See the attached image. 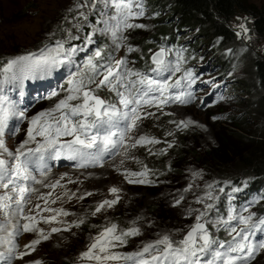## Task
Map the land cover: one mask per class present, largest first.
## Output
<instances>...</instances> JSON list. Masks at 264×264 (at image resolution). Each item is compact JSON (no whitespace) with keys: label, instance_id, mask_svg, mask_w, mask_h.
I'll return each mask as SVG.
<instances>
[{"label":"snow or ice","instance_id":"1","mask_svg":"<svg viewBox=\"0 0 264 264\" xmlns=\"http://www.w3.org/2000/svg\"><path fill=\"white\" fill-rule=\"evenodd\" d=\"M100 2L92 0L91 7L94 9ZM85 6V3L77 0L69 11ZM102 7L109 11L103 12L97 19L99 26L86 37V43H94L92 35L99 33L109 37L112 51H106L107 46L96 48L82 66L69 71L68 87L63 89L66 95L52 108L28 119L25 139L14 149L8 147L5 137L19 131V123L26 119L25 110L20 109L7 95H0V233H6L0 235V245L8 244L6 252L0 251V262L11 264L13 259H23L35 251V246L42 240H48L52 233L68 231L71 227H80L85 223L84 218H80L68 227H52L47 234L44 229L37 227L41 221L45 224H63L64 221L57 218L70 213L48 205L55 204L65 196L69 199L75 196V193L69 195L64 192L51 199L53 191L39 193L35 185L52 190L63 187L60 180L45 183L50 172L49 161H74L76 167L103 166L105 157L120 155L124 158L121 160L122 165L126 159L141 164L140 171L125 169L121 173L129 184H151L154 181L149 180L148 176L152 170L130 155L131 150L143 147L149 155H166L168 149L174 146L171 142L135 133L144 120L159 119L157 113L173 115L165 112V107L190 102L192 92L189 89L195 84L196 75L192 69L183 68L186 63L184 50L160 45L155 52L148 50L152 54L143 68L130 67L128 54L139 52L140 49L129 44L124 33L135 29L147 30V25L134 23L145 16L143 0H103ZM79 15L83 16L84 13L80 12ZM238 28L236 36L247 38L249 29L246 23H240ZM50 36H55V33ZM74 39L79 37L68 32L66 39L45 42L37 51L21 53L6 61L0 58V85L15 84L37 75L43 78L61 67L75 64L73 57L78 51L77 47H66ZM121 48L125 49V55L116 59L114 52ZM140 58L144 59L143 56ZM131 63L134 65L135 61ZM177 73L181 75L177 77ZM104 91L109 93L107 97L99 94ZM59 95L60 91L53 90L47 98ZM169 123L180 130L187 129L195 122L180 120ZM166 135L171 136L173 133L168 132ZM160 143L167 146L154 152L150 146ZM34 173H38L42 179H38ZM202 176L201 171L192 172L193 179H202ZM69 182L74 183L71 180ZM218 183L213 181L205 184L203 194L192 201L201 207L189 206L184 209V218L194 219L192 224L186 225L187 230L181 238L175 239L174 236L182 229L157 233L156 239L144 242L136 250L120 252L116 249L126 247L129 239L142 235L138 226L141 218L131 221L127 228L109 222L90 238L91 242L78 259L89 264H250L257 254L264 251V215L258 216L253 212L251 203L240 207L233 203V194L242 191L239 187L231 188V193L227 194L226 207L221 212L218 207L219 193H224V188L217 189ZM230 183L225 182L226 185ZM192 188L193 184L190 183L180 190L181 194L174 198L172 207H179L185 201L183 193ZM109 192L114 198L99 202L92 216L119 202L120 189L112 187ZM33 194H38L37 198L44 202V207L39 203L35 205V209L39 210L36 215L25 213V206ZM91 195L93 193L88 192L78 199L83 200ZM41 212L54 214L41 216ZM13 218H16L15 223ZM221 231L226 234V239L214 234ZM21 232H36L39 238L25 245L30 251L16 255L14 241ZM34 264L42 262L35 261Z\"/></svg>","mask_w":264,"mask_h":264},{"label":"rangeland","instance_id":"2","mask_svg":"<svg viewBox=\"0 0 264 264\" xmlns=\"http://www.w3.org/2000/svg\"><path fill=\"white\" fill-rule=\"evenodd\" d=\"M248 1L259 7H264V0ZM79 2L85 3L87 6L78 10L69 11V9L74 8L77 0H0V58L6 61L7 58L21 53L37 51L45 42L51 43L59 38L66 39L68 32H71L73 36L79 37V39L71 40L66 45V47H77V52H80V58L75 62L79 63V66L85 63L84 60L96 48L107 46L106 51H112V42L109 37L102 36L99 33L92 35L94 43H86V37L93 33L94 29L99 26L96 23L97 19L103 12L109 11V9L102 7L103 0L94 9L91 7L92 0H79ZM143 3L145 4V16L135 20L134 23L147 25V30L135 29L128 30L124 33L128 37L127 42L140 49L139 52L128 54L129 66L136 68L140 67V63H137L136 60H141L142 62L149 61L152 54L148 51L149 49L155 52L160 45H170L166 39L162 40V43L152 41L156 30L154 26L156 18L150 17L148 9H145L147 8L146 0H143ZM80 12H83L84 15L80 16ZM238 17L246 18V20H238ZM242 22L246 23L249 29L247 38L237 37L224 50L225 55L238 60L240 59L243 62L241 69L231 75L222 74L216 66L215 60L211 57L210 48L206 44L200 46L199 53L193 52L189 57H187L188 55L185 54L184 50L186 63L183 65V68L192 69L196 75V82L189 89L192 92L190 102L185 105L172 104L165 107L164 111L173 113V115L166 116L157 113L160 117L159 119L150 118L144 120L135 133V135L147 134L161 141L173 143L174 150L175 148H178L179 151L181 150V156L188 155L182 161L176 162L179 166H174V171L168 175L156 176L161 173V169L155 171L157 167L163 169V167H167V164L170 163L171 157H168V155H172V151L169 152L171 148L168 149L166 155L153 156L149 155L145 148L138 147L131 150L130 155L135 156L152 170L154 174L150 173L148 179L154 181V183L129 184L121 173L125 169L140 171L141 164L126 159L122 165L121 160L124 158L120 155L99 169L85 171L60 169L52 172L53 174L47 177L45 183H55V181L60 180V184L63 187L58 186L54 190L42 187L41 185H35V187L39 189V193L53 191L51 199H55L57 195H61L64 192H68L69 195L75 193V196H72L71 199L65 196L57 200L55 204L50 203L48 205L54 209L63 208L70 215L59 216L57 218L58 220L64 221L63 224H45L41 221L37 227L44 229L47 234L52 227H68L80 218H84L85 223L80 227H71L68 231L52 233L48 240H42L40 244L36 245L35 251H31L30 255L25 256L23 259H13L11 264H34L35 261H41L42 264L89 263L88 261H80L78 259L79 254L86 250V246L91 242L90 238L96 235L109 222L117 223L121 228H127L130 226L131 221L136 220L138 217L141 218L138 220V226L141 228L142 235L129 239L126 247L116 249V251L120 252L136 250L144 242L156 239L157 233L169 232L175 229L184 230L186 228V225L192 219L184 218V209L191 206L188 199L194 195H202L204 185L211 183L207 179V175L199 167L195 155L202 157L215 148L220 130H225L226 132L235 131L234 127L231 126V118L238 116L240 118L251 119L252 114L249 115L248 113L254 105L260 116L254 123L248 120L250 121V130L241 133L245 137H254V131L258 127L261 131L264 128V109H262L264 104L260 100V90L255 82L252 67L254 58L264 60V43L255 34L252 21L249 17L238 15L231 24L232 29L237 32L239 30L238 25ZM51 33H55V36H50ZM190 39L191 37L189 35L179 36L177 45L189 46L190 44L187 41ZM148 41H151V43H148ZM141 42H145L143 48H141ZM81 48L84 51L83 55ZM124 55V48H121L118 52H114L116 59ZM141 56L144 57L143 60L140 58ZM132 61H135L134 65L131 63ZM180 75L181 73L176 74L177 77ZM238 79H248L253 85L252 91L254 92V96L252 97H254V101L252 106L251 103H246L250 99L247 95L234 90L235 82ZM67 87V82H62L54 89L60 91L59 96L48 99L49 94L46 100L39 102L33 108L30 107L19 133L10 137L6 135L5 137L10 149H14L25 139L28 119L41 111L52 108L59 99L66 95L63 89ZM226 91H228L227 94H225ZM99 94L102 97L109 95L107 91ZM150 111H156V109H151ZM213 117H219V119H213ZM180 120H192L195 123L187 129L180 130L174 124L169 123V121ZM168 132L173 133V135H166ZM182 132L186 135L180 140L179 137L182 136ZM233 142L236 146L235 149L238 151L244 150L246 147V143H240L237 140H233ZM165 146H167L165 143H160L150 147L155 152ZM172 157L176 161L179 158V156L175 157V155ZM159 159L164 161L157 165ZM193 171H201L203 174L202 179H193ZM93 175L97 176L93 177ZM62 176L64 177L63 179H61ZM69 180L74 181V183H70ZM190 183L193 184V188L191 191L183 193L185 195V201L179 207H172L174 198L178 197L181 194L180 190L184 189ZM112 187L120 189L119 202L112 208H106L100 213H97L96 216H92L91 213L99 202L114 198L109 192V189ZM88 192L93 193V195L86 196L83 200L78 199L79 196ZM219 195V204L222 205L225 193H219ZM37 197L38 194L32 195L31 201L26 207V214L36 215V212L39 211L35 209L37 203L41 207H44L43 200H39ZM239 201L237 203L233 200V203L238 207L251 203L253 204L251 210L255 213L258 204L263 203L260 200L258 201L257 198L254 201L249 200V202H246L245 199L239 197ZM223 207L221 212L224 211ZM29 209H32V211L29 212ZM53 214L48 212L40 213L41 216H50ZM39 219L40 217L38 216L37 220ZM15 222L16 218H13V223ZM23 222L21 221V223ZM182 232L175 235L174 238H181L183 235ZM214 234L222 239H226V234L223 231ZM0 235H6V233H0ZM38 238L36 232H21V234L17 235L14 241L17 246L16 255L20 252L30 251L25 248V245ZM7 249L8 244L0 245V251L6 252ZM250 264H264V251L257 254L250 261Z\"/></svg>","mask_w":264,"mask_h":264},{"label":"trees","instance_id":"3","mask_svg":"<svg viewBox=\"0 0 264 264\" xmlns=\"http://www.w3.org/2000/svg\"><path fill=\"white\" fill-rule=\"evenodd\" d=\"M146 2L147 8L145 9H148L149 16L156 18L154 24L156 30L152 37L153 42L162 43V40L166 39L172 48L185 50L187 57L192 55L193 52L199 53L200 46L206 44L210 48V54L215 60L216 66L224 75L234 74L241 69L243 64L240 59L229 57L224 53L226 46L233 43L237 38L231 24L238 15H244L251 19L255 34L264 43V7L252 4L248 0H146ZM183 35L191 37L187 41L190 44L189 46L177 45L179 36ZM144 44L145 42H141V48L145 46ZM83 52L82 49V55ZM78 58L80 56L76 60ZM136 61L140 63L139 68L144 67L145 62ZM77 66H79V63L75 62L73 65L61 67L62 76L67 73L69 77V71H75ZM252 67L255 82L260 90V100L264 104V60L254 58ZM11 85H0V87H11ZM252 89L253 85L248 79H238L235 82L234 90L247 95L250 99L246 103H251V106L254 101ZM248 114H252L251 119L238 116L231 118V126L234 127L235 131L226 132L225 130H220L218 132L217 146L202 157L195 156L199 167L207 175V179L210 182L218 181L217 186L224 188V201L222 205L218 204L220 210H222L223 206V210L225 209L227 194L231 193V188L239 187L242 191L233 194L235 196L234 200L238 203L240 202L239 197L245 199L246 202H249V200L254 201L257 198L258 201L260 200L263 203L258 204L256 214L264 215V128L261 131L258 127L254 131V137H245L241 132L249 131L250 121L254 123L260 116L255 109V105ZM181 134L180 140L186 135L183 132ZM233 140L246 143L244 150H236ZM170 151H172V155H168V157H171L170 163L163 169L157 167L155 171L161 169V173L156 176L172 173L174 171L173 167L179 166L176 162H180L188 156H181V150L179 151L178 148L174 150V147H172L171 150L169 149ZM174 155L175 157L179 156L177 161L173 160L172 156ZM162 161L164 160L159 159L157 165ZM226 181L231 183L226 185ZM195 197L196 195L190 197L188 202L191 207L199 208L201 205L192 203ZM193 219L188 225L193 223ZM186 230L185 228L182 234Z\"/></svg>","mask_w":264,"mask_h":264},{"label":"bare ground","instance_id":"4","mask_svg":"<svg viewBox=\"0 0 264 264\" xmlns=\"http://www.w3.org/2000/svg\"><path fill=\"white\" fill-rule=\"evenodd\" d=\"M68 78H69V77H68ZM6 92L8 93L9 91H8V90H4V91H3V93H6ZM110 162H112V161H110ZM74 171H75V170H74ZM51 174H53V173L48 174V176H50ZM48 176H47V177H48ZM96 176H97V175H93V177H96Z\"/></svg>","mask_w":264,"mask_h":264},{"label":"water","instance_id":"5","mask_svg":"<svg viewBox=\"0 0 264 264\" xmlns=\"http://www.w3.org/2000/svg\"><path fill=\"white\" fill-rule=\"evenodd\" d=\"M82 264H89V263H82Z\"/></svg>","mask_w":264,"mask_h":264}]
</instances>
